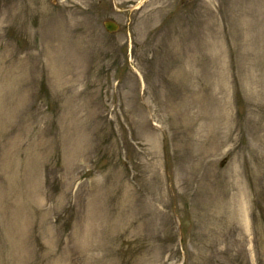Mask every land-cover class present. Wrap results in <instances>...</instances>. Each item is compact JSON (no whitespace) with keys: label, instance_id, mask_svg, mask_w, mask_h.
<instances>
[{"label":"rangeland","instance_id":"obj_1","mask_svg":"<svg viewBox=\"0 0 264 264\" xmlns=\"http://www.w3.org/2000/svg\"><path fill=\"white\" fill-rule=\"evenodd\" d=\"M138 1L0 0V264H264V0Z\"/></svg>","mask_w":264,"mask_h":264},{"label":"water","instance_id":"obj_2","mask_svg":"<svg viewBox=\"0 0 264 264\" xmlns=\"http://www.w3.org/2000/svg\"><path fill=\"white\" fill-rule=\"evenodd\" d=\"M107 27H108V29L113 30V29L115 28V25H113V24H108Z\"/></svg>","mask_w":264,"mask_h":264}]
</instances>
